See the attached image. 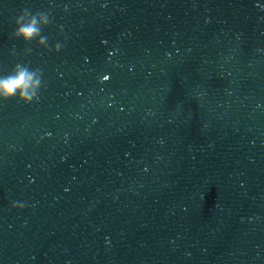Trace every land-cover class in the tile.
Returning a JSON list of instances; mask_svg holds the SVG:
<instances>
[{
  "label": "water",
  "instance_id": "water-1",
  "mask_svg": "<svg viewBox=\"0 0 264 264\" xmlns=\"http://www.w3.org/2000/svg\"><path fill=\"white\" fill-rule=\"evenodd\" d=\"M22 71L0 264H264V0H0Z\"/></svg>",
  "mask_w": 264,
  "mask_h": 264
},
{
  "label": "clouds",
  "instance_id": "clouds-1",
  "mask_svg": "<svg viewBox=\"0 0 264 264\" xmlns=\"http://www.w3.org/2000/svg\"><path fill=\"white\" fill-rule=\"evenodd\" d=\"M36 31L37 29L35 27V21L33 20L28 25L19 28L16 35L21 36L24 39H28L31 38L36 33ZM31 79L32 74L22 71L14 78H8L0 81V95L9 97L11 94L16 92L17 89H26ZM21 95L24 96L27 95V93L22 92ZM28 98H31L30 95Z\"/></svg>",
  "mask_w": 264,
  "mask_h": 264
}]
</instances>
